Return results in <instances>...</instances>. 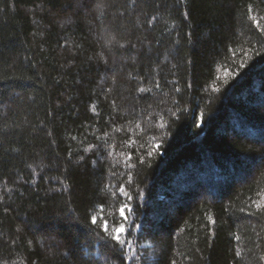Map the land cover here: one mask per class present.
Returning <instances> with one entry per match:
<instances>
[{
  "label": "trees",
  "instance_id": "trees-1",
  "mask_svg": "<svg viewBox=\"0 0 264 264\" xmlns=\"http://www.w3.org/2000/svg\"><path fill=\"white\" fill-rule=\"evenodd\" d=\"M0 264H264V0H0Z\"/></svg>",
  "mask_w": 264,
  "mask_h": 264
}]
</instances>
